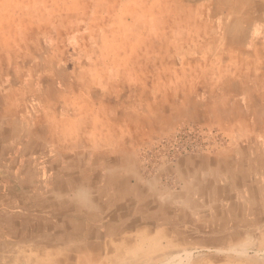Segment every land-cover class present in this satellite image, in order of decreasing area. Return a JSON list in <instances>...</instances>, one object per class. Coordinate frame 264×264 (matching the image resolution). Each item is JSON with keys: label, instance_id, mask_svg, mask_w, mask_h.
<instances>
[{"label": "crops", "instance_id": "crops-1", "mask_svg": "<svg viewBox=\"0 0 264 264\" xmlns=\"http://www.w3.org/2000/svg\"><path fill=\"white\" fill-rule=\"evenodd\" d=\"M0 26L62 60L1 85L0 264H264V0H0ZM188 123L223 145L150 157Z\"/></svg>", "mask_w": 264, "mask_h": 264}, {"label": "rangeland", "instance_id": "rangeland-1", "mask_svg": "<svg viewBox=\"0 0 264 264\" xmlns=\"http://www.w3.org/2000/svg\"><path fill=\"white\" fill-rule=\"evenodd\" d=\"M12 28L4 26L1 28L0 26V33L5 35V38H9L10 34L12 33ZM14 34V33H13ZM47 45V44H45ZM54 48H56V44ZM36 51H44L47 50L41 44L35 43H14L9 41L0 42V99H1V85L8 86V89H13V86L20 81L23 83H29L30 77L35 79L36 76L39 77L40 82L42 78L45 76H40L32 74V68H35L36 65L38 69L45 67H52L53 73L60 75L59 68H61L62 60L58 59H44L41 57L36 58L34 53ZM22 51V58H18L19 52ZM31 51V53H29ZM34 57V58H33ZM20 62V63H19ZM16 68V72L14 71ZM19 68L22 70H19ZM20 72H27V74L20 75ZM45 73V71H44ZM59 77V76H58ZM200 79L203 81L206 79V76H199ZM39 82V81H38ZM24 92V91H23ZM225 92H215L213 100L222 99L221 94ZM13 94V93H12ZM25 94H29V92H25ZM218 111L223 109V107H216ZM216 108H212L215 110ZM211 110L210 113H213ZM222 127L220 123H209L206 125H195V124H186L180 128H177L173 131L172 137H167L166 140H163L160 144L156 145L155 152L151 153L150 157L152 159H158L159 157L163 156V154H167L168 152L173 153L179 151L183 148L190 147L192 145L198 146H222ZM154 161V160H153Z\"/></svg>", "mask_w": 264, "mask_h": 264}, {"label": "bare ground", "instance_id": "bare-ground-1", "mask_svg": "<svg viewBox=\"0 0 264 264\" xmlns=\"http://www.w3.org/2000/svg\"><path fill=\"white\" fill-rule=\"evenodd\" d=\"M254 94V93H253ZM148 181V180H147ZM149 182V181H148ZM89 247V246H88ZM26 253V252H25Z\"/></svg>", "mask_w": 264, "mask_h": 264}]
</instances>
